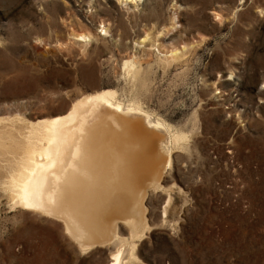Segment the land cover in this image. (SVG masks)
<instances>
[{
    "label": "rangeland",
    "instance_id": "rangeland-1",
    "mask_svg": "<svg viewBox=\"0 0 264 264\" xmlns=\"http://www.w3.org/2000/svg\"><path fill=\"white\" fill-rule=\"evenodd\" d=\"M82 26L99 42L71 36ZM152 44L185 49V58L165 67ZM133 56L139 86L123 77ZM104 90L125 103L134 92L188 137L173 151L171 179L137 190L131 210L110 220V245L85 253L61 220L13 207L4 190L13 154L0 152V264H113L116 255L118 264H264V0H0L3 125L23 131ZM140 190L145 221L131 238L123 224Z\"/></svg>",
    "mask_w": 264,
    "mask_h": 264
},
{
    "label": "bare ground",
    "instance_id": "bare-ground-1",
    "mask_svg": "<svg viewBox=\"0 0 264 264\" xmlns=\"http://www.w3.org/2000/svg\"><path fill=\"white\" fill-rule=\"evenodd\" d=\"M126 9L129 12L130 7ZM102 29L109 33L108 25L104 24ZM174 30L173 27L171 31ZM71 36L90 44L99 42L98 35L83 26L74 29ZM146 42H150L149 37L138 42L137 48L144 49ZM152 46L165 67L186 55L185 49L163 53L161 45ZM127 60L122 65L126 85H142L140 62L136 56ZM133 95L134 92L125 103L119 100L117 91H95L74 101L66 115L25 123L23 131H17L14 125L10 130L0 120L3 125L0 152L13 154L14 168L4 182L13 207L61 220L66 233L83 252L110 245L109 241L116 235L114 230L115 235L109 238L110 220L123 208L131 210L127 203L137 190L150 186L155 192L160 188L163 174L171 179L175 166L173 151L184 148L189 141L166 121L153 118ZM15 122L26 121L18 117ZM5 127L10 131H4ZM142 190L139 201L132 207L133 221L125 218L123 224L129 225L131 238L142 236L140 226L145 221ZM160 198L164 201L166 196L161 194ZM170 201L169 196L165 206ZM163 211L167 214L166 207ZM123 225L121 230L125 231ZM114 226H110L112 231ZM132 256L136 255L132 253ZM118 260L116 255L113 264H118Z\"/></svg>",
    "mask_w": 264,
    "mask_h": 264
}]
</instances>
